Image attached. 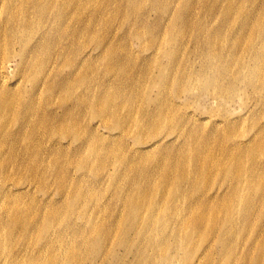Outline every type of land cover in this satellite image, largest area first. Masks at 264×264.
Instances as JSON below:
<instances>
[{
	"label": "rangeland",
	"instance_id": "374dc122",
	"mask_svg": "<svg viewBox=\"0 0 264 264\" xmlns=\"http://www.w3.org/2000/svg\"><path fill=\"white\" fill-rule=\"evenodd\" d=\"M0 28L16 33L0 32L1 92L11 86L29 96L46 80L47 110L60 113L79 97L102 95L115 106L90 102L77 111L84 124L53 130L50 138L41 129L30 138L16 135L66 156L55 163L46 150L45 161L29 154L33 165L3 181L35 192L13 208L23 210L30 200L48 204L27 210L26 221L20 217L37 224L22 234L24 246L7 242L9 226L0 231V264H132L137 245L117 246L114 239L129 223L153 228L172 213L185 219L174 217L170 228L196 229L202 238L176 255L169 249L160 264H264V0H0ZM44 29L51 39L38 38ZM37 40L45 43L36 55ZM195 74L201 80L190 84ZM208 79L226 96H210ZM170 98L179 111L136 143L127 129L140 118L143 100L151 112L154 101L167 112ZM101 135L108 145L112 136L122 139L107 152ZM1 148L5 158L10 149ZM203 194L214 199L209 206L199 203ZM11 255L19 261L11 263Z\"/></svg>",
	"mask_w": 264,
	"mask_h": 264
},
{
	"label": "bare ground",
	"instance_id": "6f19581e",
	"mask_svg": "<svg viewBox=\"0 0 264 264\" xmlns=\"http://www.w3.org/2000/svg\"><path fill=\"white\" fill-rule=\"evenodd\" d=\"M27 23L28 21L24 19V21H22V24L20 25L24 27L27 25ZM29 25L27 26L29 27ZM27 26L24 29H26ZM13 29L9 28L5 30L3 28H0V32L4 33V35L5 34L7 35V33L10 35H15L16 33L12 32ZM50 33L51 32L49 30L44 29L41 32V34L38 36V38L42 39L44 36L45 40L51 39ZM44 43L43 41L42 42H39L38 40L36 41L35 45L33 46L34 54L37 55L39 50L43 47ZM23 50L27 52V50L25 49ZM81 67L84 69V71L87 70L86 60H83L81 62ZM195 75L198 76V78L193 77L189 79L190 84H195V82L201 80L200 74H195ZM4 77H5L4 73L1 74L0 72V79L1 78L3 79ZM88 82L89 79L88 80L86 79L85 84ZM43 84H45V86L42 89H40L39 86H34L30 90L29 96H25V97H20L19 95L20 93L15 92L14 88L11 86L4 87L5 91L3 92H1L0 90V117L6 116L7 113L10 115V117L6 116L7 119L5 121H3V118L2 120L0 119V147H2L1 150L4 148L10 149L9 153L6 154L5 158H3L4 155L2 156L0 153V208H4V214L3 215L0 214V231L5 229V226H9V230H7V232L5 233L6 237L9 240V241L7 240V242L19 243V244L22 243L23 246L26 243L24 236L22 234L26 233L31 226L35 227L37 225L36 222H29V221L25 222L28 219V217L26 216L27 210L34 209L35 211L39 212L38 210L42 211L48 203L43 202L42 199H40L39 201L30 200L28 203L26 204L24 203L23 206H25V209L23 210L22 209L18 210L16 208H13L16 207V205L19 204L20 202L23 203L22 201L23 196L26 195L30 197V195H34L32 194L34 191L31 190L26 192L25 190H22L21 187H19L21 186V184L18 181H15V179H13L12 185L10 187L5 183H3V181L10 179V177H14L13 171H19V170L22 171L28 169V167L33 165L32 159H28L27 157L29 154L39 155L40 161H45L47 158L51 157L53 161L57 163L58 158L65 155V151L64 149L53 148L54 146L45 148L40 143L36 146H33L31 143H29V139L28 140L19 139L16 135L24 134L30 138L31 136L34 137L38 133L40 134V129H41L42 130L41 134L46 135L47 137L50 138L51 132L53 130H57V129L59 130L63 129L65 131L71 130L72 129L71 126L74 125L78 126L80 123L84 124L83 122L86 121V119H84L85 116L84 115L81 116L79 114L82 107L89 105L90 102L94 104H98V103L102 104V102L104 101L103 95L94 96L93 99H88L87 97L86 98L79 97L78 102L70 103L69 104L70 108H64L60 111V113H58V111H53V109L47 110V108L49 107L51 108L52 101L49 97L46 96L44 97V101H41V96L46 94L48 90H52V86L46 85V80ZM204 87L205 89L209 88L206 91L207 92L211 91L209 95L214 98L217 96H226L225 92L223 94L219 90L218 85H215L214 83L212 85L211 79H208L205 82ZM145 92L144 94L146 95ZM174 94L177 95L181 93L177 90L175 91ZM159 96L160 97L158 98V100H161L163 97L161 96V94H159ZM171 99L172 98H170L171 108H169L167 112H163L161 110L160 105L158 104L159 101L153 102V106H155V110L151 112L150 109H148L149 103L143 100V105L139 109L140 118L133 120L132 127L131 128L129 127V129H127L128 133L134 134L133 136L136 143H146L148 141L147 139L151 135L150 132L155 130L158 131V126L160 122H165L166 120L167 121L172 120L173 118L172 114L177 113L179 111V106H177L175 102H173ZM104 102H106V107H109V110L112 109V107L115 108V106L108 100ZM77 111H79V113H77ZM182 114L184 115L185 113ZM103 116L106 117V115ZM113 117L115 119H119L117 118V116H115V113ZM189 117L190 116H188V119ZM118 122H119V126L117 127L121 130V132H123L124 126L121 125L122 122L120 120H118ZM104 126L105 128H108L107 124ZM133 126L137 128H133ZM43 127L49 129L50 131L46 130L45 133L43 134ZM183 130L184 132L185 130L187 131L188 127H185ZM4 134H6L7 136H5ZM78 136H76L75 139L76 140L79 139L82 144L83 137H81L80 135ZM117 136H112V138L108 139L111 140L110 143L112 146H114L115 141H118V138L122 139L120 135ZM156 136L157 135H154L152 136V138L154 139ZM105 137L106 136L101 135L100 141L95 137L93 138L101 142L103 140L104 141L106 140ZM50 141H52L50 142L51 144L60 145V141L53 142L54 141L53 139H51ZM101 145L107 152L112 148L111 145H108L107 140H106V144H103L101 142ZM68 147L70 146L68 145ZM13 151L20 156L19 160L15 159V161H13L12 159V155H13L12 153H14ZM134 151H135L134 155H131L133 159L136 158L135 155L139 152L137 150ZM44 153L47 154L49 157L46 156L43 157L42 154ZM30 178H28V180H30ZM30 181H32V179ZM43 184L44 183L40 182L38 185H40L41 187V185ZM28 185L30 186V183H28ZM174 185H175V191L173 193V196L176 193L179 184L175 183ZM44 187L47 189L46 184L43 185L41 189H43ZM188 189H192V188H188ZM13 190L16 192V194L13 193L14 192ZM209 198H214V197L210 196ZM213 200L214 199H208L207 195L203 194L199 199V203L201 205L209 206L213 202ZM138 206L139 205L135 206V208ZM60 207H62L64 211H73L71 208L67 207L66 205H60ZM18 212H22V213L19 215ZM135 215H137L135 214V211H131L130 214H128V218L132 220L135 218ZM20 217H22L25 221L20 222L19 221ZM174 217H177V219L180 221H183L185 219L184 215L178 214L177 216H175L172 213V215L168 219H166L165 222L163 223L158 222V224L153 228L146 225L145 229H141L139 225H136L134 227L133 225H131V223H129L127 226L130 228H128V230L127 229L124 230V228L127 226L122 228L124 230L122 234L123 235L122 238L119 239L115 238L113 244L117 246H126V245L130 246L131 244L130 240H131L132 243L137 245L135 246L136 248L132 255L133 256L132 264H160L158 261L160 260V258L164 257L166 253L168 254L167 251H169V249H174L173 251L176 255L178 253L185 251L188 248L191 249L196 244L197 240L202 238V235H200L196 229L183 231L175 228H170L171 222L173 221ZM133 228L135 229V235L130 237L129 233ZM220 234L218 236H220ZM233 239H234L233 241H235L237 238L233 236ZM129 246L126 247L127 249H125L124 253L127 252L128 250H131L128 249ZM205 249L208 254L211 253L212 255H214L216 253V250L213 249L212 246L208 245ZM225 249L227 248L226 247L224 248V254L222 253L223 255H227L229 251L228 250L225 252ZM218 251H220L221 253V251H223V248L220 247ZM193 256L194 254L192 255V257ZM194 257L196 259L198 256H194ZM18 261H19V257L15 255H11V261H10L11 263H16ZM182 263L183 261H178V264H182ZM167 264H175V262L167 263Z\"/></svg>",
	"mask_w": 264,
	"mask_h": 264
}]
</instances>
